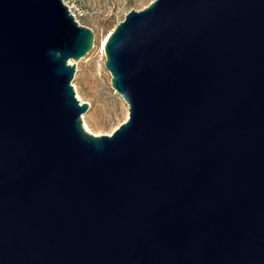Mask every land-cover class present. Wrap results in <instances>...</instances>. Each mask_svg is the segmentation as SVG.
<instances>
[{
  "label": "water",
  "instance_id": "water-1",
  "mask_svg": "<svg viewBox=\"0 0 264 264\" xmlns=\"http://www.w3.org/2000/svg\"><path fill=\"white\" fill-rule=\"evenodd\" d=\"M94 41L64 0H0V264H264V0L130 10L109 135L72 85Z\"/></svg>",
  "mask_w": 264,
  "mask_h": 264
},
{
  "label": "rangeland",
  "instance_id": "rangeland-1",
  "mask_svg": "<svg viewBox=\"0 0 264 264\" xmlns=\"http://www.w3.org/2000/svg\"><path fill=\"white\" fill-rule=\"evenodd\" d=\"M154 0H64L76 20L95 35L93 48L75 63L72 85L77 98L89 104L82 114L84 128L94 134H112L129 115V106L111 85L105 68L104 41L132 9L141 10Z\"/></svg>",
  "mask_w": 264,
  "mask_h": 264
},
{
  "label": "bare ground",
  "instance_id": "bare-ground-1",
  "mask_svg": "<svg viewBox=\"0 0 264 264\" xmlns=\"http://www.w3.org/2000/svg\"><path fill=\"white\" fill-rule=\"evenodd\" d=\"M107 39V38H106ZM106 41V40H105ZM105 41H104V43H105Z\"/></svg>",
  "mask_w": 264,
  "mask_h": 264
}]
</instances>
